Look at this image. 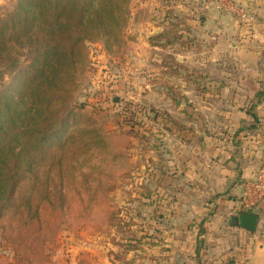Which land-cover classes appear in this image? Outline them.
Returning <instances> with one entry per match:
<instances>
[{"label":"rangeland","instance_id":"rangeland-1","mask_svg":"<svg viewBox=\"0 0 264 264\" xmlns=\"http://www.w3.org/2000/svg\"><path fill=\"white\" fill-rule=\"evenodd\" d=\"M176 1L130 0L114 34L85 41L86 58L77 60L68 102L56 104L71 116L44 143V163L35 176L39 193L32 209L38 217L31 224L7 215L0 221L2 259L136 264L146 245L163 234L178 193L194 187L195 175L204 177L205 168L218 160L215 149L225 157L239 147L248 132L241 128L252 118L240 124L206 117L227 104L217 100V87L205 85L210 76L196 63L193 39L179 38L177 23L161 37L162 20L151 21L154 11H166ZM13 2L0 0V14ZM154 30L160 31L154 35ZM199 75L205 76L202 85ZM10 80L6 77L5 84ZM19 89L14 83L2 99ZM59 120L47 132L56 130ZM243 196L232 197L238 201L235 213L243 212ZM205 201L212 206L196 225L218 207Z\"/></svg>","mask_w":264,"mask_h":264},{"label":"crops","instance_id":"crops-1","mask_svg":"<svg viewBox=\"0 0 264 264\" xmlns=\"http://www.w3.org/2000/svg\"><path fill=\"white\" fill-rule=\"evenodd\" d=\"M176 2L166 7L167 12H155V7L151 21L162 20V33L177 23L181 37L193 39L196 63L207 70L203 75L210 76L205 85L217 87V100L227 104L218 115L206 117L238 120L241 124L250 118L244 107L253 101L264 82V0H225L251 12L253 22L247 24L229 14L219 0ZM205 76L199 75V85ZM261 101L254 111L257 128L243 135L231 155L225 153L223 157L214 148L218 160L211 169L205 168L208 172L204 177L202 173L195 175L194 187L178 193L161 238L146 245L147 251L142 258L138 256L136 264H264V197L252 211L258 215L254 231L233 223L244 212L235 213L238 201L232 198L242 197L244 184L264 169V97ZM225 183L230 187L225 188ZM205 200H213L218 207L207 222L196 225L212 206Z\"/></svg>","mask_w":264,"mask_h":264},{"label":"trees","instance_id":"trees-1","mask_svg":"<svg viewBox=\"0 0 264 264\" xmlns=\"http://www.w3.org/2000/svg\"><path fill=\"white\" fill-rule=\"evenodd\" d=\"M13 1V8L0 14V221L7 215L31 224L38 217L32 208L44 143L71 116L61 114L65 106L56 104L68 102L77 60L86 58L85 41L114 34L130 0ZM14 83L20 89L3 100ZM263 97L258 92L246 109L253 123L241 131L257 128L253 108ZM57 116L58 129L47 132ZM0 264L12 263L0 257Z\"/></svg>","mask_w":264,"mask_h":264},{"label":"built area","instance_id":"built-area-1","mask_svg":"<svg viewBox=\"0 0 264 264\" xmlns=\"http://www.w3.org/2000/svg\"><path fill=\"white\" fill-rule=\"evenodd\" d=\"M219 1L223 4L224 9L229 14L236 16L241 23L253 22V16L246 7L227 4L225 0ZM244 190L243 212H252L264 197V169L260 170L253 179L248 180L244 184Z\"/></svg>","mask_w":264,"mask_h":264},{"label":"water","instance_id":"water-1","mask_svg":"<svg viewBox=\"0 0 264 264\" xmlns=\"http://www.w3.org/2000/svg\"><path fill=\"white\" fill-rule=\"evenodd\" d=\"M160 30H154L153 34L157 35ZM234 224H238L240 227L254 231L258 223V215L253 212L242 213L233 219Z\"/></svg>","mask_w":264,"mask_h":264}]
</instances>
